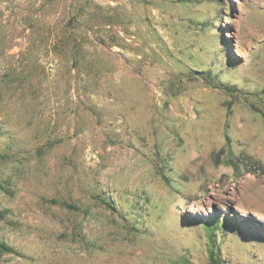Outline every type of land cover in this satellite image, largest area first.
<instances>
[{
    "label": "rangeland",
    "instance_id": "1",
    "mask_svg": "<svg viewBox=\"0 0 264 264\" xmlns=\"http://www.w3.org/2000/svg\"><path fill=\"white\" fill-rule=\"evenodd\" d=\"M263 164L264 0H0V264H264Z\"/></svg>",
    "mask_w": 264,
    "mask_h": 264
},
{
    "label": "trees",
    "instance_id": "2",
    "mask_svg": "<svg viewBox=\"0 0 264 264\" xmlns=\"http://www.w3.org/2000/svg\"><path fill=\"white\" fill-rule=\"evenodd\" d=\"M203 75H205L204 79H206L207 82L213 85L214 87L224 89L228 92H234V91H237L238 89L237 87L231 86L227 82L222 81L221 78L217 76V74L215 75L211 70L204 71ZM261 171L262 173H264V164L262 165ZM3 247L4 249L11 250V248H9L8 246H3ZM210 260H211V264H222L219 260L218 254H216L215 251H211Z\"/></svg>",
    "mask_w": 264,
    "mask_h": 264
}]
</instances>
